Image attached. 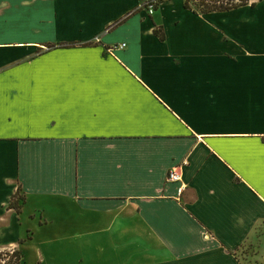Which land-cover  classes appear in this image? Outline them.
Masks as SVG:
<instances>
[{
  "label": "crops",
  "instance_id": "1",
  "mask_svg": "<svg viewBox=\"0 0 264 264\" xmlns=\"http://www.w3.org/2000/svg\"><path fill=\"white\" fill-rule=\"evenodd\" d=\"M156 1L0 0V226L72 264H264V0Z\"/></svg>",
  "mask_w": 264,
  "mask_h": 264
},
{
  "label": "rangeland",
  "instance_id": "2",
  "mask_svg": "<svg viewBox=\"0 0 264 264\" xmlns=\"http://www.w3.org/2000/svg\"><path fill=\"white\" fill-rule=\"evenodd\" d=\"M139 8L145 9L149 3L153 5L155 10L159 1L156 0H138ZM133 20V19H132ZM131 20V21H132ZM123 26V25H122ZM120 26V27H122ZM157 31H161L156 27ZM108 30V29H107ZM17 197V196H16ZM13 204L18 203V198H14ZM35 221H26L24 216L20 226L17 227H1V235L4 243H17L18 249L22 255V264H72L71 251H67L64 247L60 248L56 244L49 243L52 235L55 232V227H34ZM29 238V239H28ZM23 239L18 242L17 240ZM46 243H45V242ZM12 250L7 248H0V264H14L12 258ZM254 254V249L250 246L237 248L236 258L241 262H250L249 256Z\"/></svg>",
  "mask_w": 264,
  "mask_h": 264
},
{
  "label": "trees",
  "instance_id": "3",
  "mask_svg": "<svg viewBox=\"0 0 264 264\" xmlns=\"http://www.w3.org/2000/svg\"><path fill=\"white\" fill-rule=\"evenodd\" d=\"M249 0H184V6L193 12L205 14L210 12H224L248 4ZM14 264H22V255L18 249L12 250Z\"/></svg>",
  "mask_w": 264,
  "mask_h": 264
},
{
  "label": "built area",
  "instance_id": "4",
  "mask_svg": "<svg viewBox=\"0 0 264 264\" xmlns=\"http://www.w3.org/2000/svg\"><path fill=\"white\" fill-rule=\"evenodd\" d=\"M153 11H154L153 5L151 3H149V5L147 7V13L152 14ZM120 46L123 47L124 44L122 43ZM166 180L170 181V182H176V183L179 182L180 183L176 189L177 196H180L181 193L183 192L184 188H185V185L181 181L180 173L177 172V170L175 168H173V169L168 171L167 176H166Z\"/></svg>",
  "mask_w": 264,
  "mask_h": 264
}]
</instances>
